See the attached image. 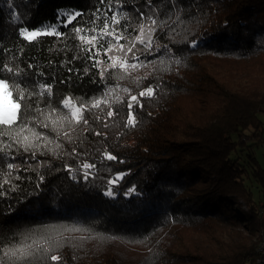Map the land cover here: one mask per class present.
Wrapping results in <instances>:
<instances>
[{"label": "trees", "instance_id": "16d2710c", "mask_svg": "<svg viewBox=\"0 0 264 264\" xmlns=\"http://www.w3.org/2000/svg\"><path fill=\"white\" fill-rule=\"evenodd\" d=\"M174 2L179 11L169 12L168 0H153L166 20L154 40L180 64L154 52L147 57L154 63L110 69L101 81L69 30L106 5L0 0V60L51 82L54 104L66 96L86 101L99 97L105 84L118 85L106 97L117 112L111 119L101 105L84 113L87 126L64 124L71 140L61 136L59 148L49 143L35 158L15 144L0 152V247L19 241L51 245V254L61 258L55 264H254L264 200L253 202L247 185L256 182L264 199V170L252 156L264 129V0ZM118 3L147 10L145 0ZM77 11L84 15L60 28L64 39L29 43L18 34L22 24L40 29ZM134 26L138 31V22ZM218 63L243 73L247 83L233 87L218 78L210 67ZM149 86L157 95L142 98L144 108L134 109L136 126L125 128L130 97L122 89L139 98ZM105 151L117 159L107 160ZM85 161L96 162V178H71L65 165L75 171ZM118 173L124 175L113 187L115 198L104 195ZM133 187L136 192L126 196Z\"/></svg>", "mask_w": 264, "mask_h": 264}, {"label": "snow or ice", "instance_id": "6c2138e0", "mask_svg": "<svg viewBox=\"0 0 264 264\" xmlns=\"http://www.w3.org/2000/svg\"><path fill=\"white\" fill-rule=\"evenodd\" d=\"M162 2V0H161ZM100 5L94 10L90 19L84 23H77L69 31L72 35L69 37L74 41H78L80 51L87 54V59L91 62L93 68L96 69L100 80H106V73L110 69L127 68L136 70L138 67H143L146 64L154 63L147 59L154 52L160 53L161 56L168 55L169 60L177 65L180 64L179 59H175L170 55L171 49L164 45L163 50L155 45V34L158 29L166 22L161 19V10L158 4L153 3V0H145L146 11L135 8L125 9L123 4H119L118 0H98ZM9 7H12L9 2ZM179 11L174 0H168V11L173 9ZM129 11L134 12V16L129 15ZM84 14L77 11L67 15L66 20L54 22L40 29H29L23 24L18 28V34L24 41L29 43L37 41L41 37H55L57 40L64 39L66 33L60 31V28H68L72 21L77 17H82ZM170 19V17H168ZM19 20V17H16ZM179 16L176 20L179 21ZM138 22L137 27L134 26ZM139 45V48L137 47ZM77 45H74V47ZM195 47V43L192 45ZM67 47V44L65 45ZM3 49H0L2 52ZM115 52L116 55H112ZM102 57L106 58L102 61ZM131 57V59H129ZM79 58V55L73 59ZM119 61L116 63L115 61ZM107 64L105 68L103 65ZM160 64L164 61L161 59ZM29 69L31 65L27 66ZM158 70V69H157ZM72 69H69L71 72ZM87 71V69H85ZM37 74L33 71L31 74L14 65H9L0 60V152L5 148H11L13 144L23 148L25 153L31 152L35 158L37 151L46 149L49 143H55L57 148L60 147V138L63 136L71 140V135L68 130L64 129V124L75 129L77 125L89 124L84 113L93 108H101V105L108 107L107 118L111 119L117 115L116 110L112 109L111 102L106 101V97L112 88L118 85L105 84V88L101 89L99 97H91L88 100L75 99L71 96L62 97L58 104L53 102V85L47 80L43 82L35 80ZM43 79L44 74H39ZM63 83V81H61ZM122 91L129 94L127 101L126 118L124 119V127H135L136 116L138 112L134 111L136 107L144 108L142 98L147 96L149 100L153 99L158 92V89L149 86L139 92L137 95H132L131 90L124 88ZM34 98H36L34 100ZM123 103V101H122ZM68 113V115H65ZM97 119H100L98 116ZM105 127H108L107 122ZM37 129H46L55 133L56 138L47 135L44 131ZM97 136L100 132L95 133ZM11 143H5V141ZM71 155L76 156L77 153L73 149ZM104 156L107 160L113 161L117 157L105 151ZM9 171L14 169V165H7ZM93 169L99 172L96 162L85 161L80 164L74 171L71 165H65V170L70 173L71 178L76 179L77 173L82 176L84 181L90 178L95 179ZM20 170V169H16ZM124 173H118L108 179V187L104 191V195L115 198L116 193L113 187L117 186L123 178ZM20 179V177H17ZM43 177H41V182ZM7 183V181H5ZM136 189L130 188L125 192L126 196L135 193ZM77 231L78 229H72ZM52 246H44L36 241L27 243L19 241L11 243L7 247H0V264H47L48 260L58 262L61 258L58 255L51 254Z\"/></svg>", "mask_w": 264, "mask_h": 264}, {"label": "rangeland", "instance_id": "374dc122", "mask_svg": "<svg viewBox=\"0 0 264 264\" xmlns=\"http://www.w3.org/2000/svg\"><path fill=\"white\" fill-rule=\"evenodd\" d=\"M211 70L216 73L218 78H224L230 82H232L233 87H239L241 85H245L247 82V77L232 68L230 65H225V63L218 64H210ZM260 119L264 122V115L260 116ZM236 139V137H234ZM246 141V138L241 136L240 141ZM252 156L255 159L257 165L264 170V145H259L258 147H254L252 150ZM252 194V200L255 203L262 202L264 199L259 192L258 184L254 181L247 185Z\"/></svg>", "mask_w": 264, "mask_h": 264}, {"label": "built area", "instance_id": "2783aa9c", "mask_svg": "<svg viewBox=\"0 0 264 264\" xmlns=\"http://www.w3.org/2000/svg\"><path fill=\"white\" fill-rule=\"evenodd\" d=\"M262 144L264 145V129L262 131ZM256 256L254 264H264V228L257 235Z\"/></svg>", "mask_w": 264, "mask_h": 264}]
</instances>
